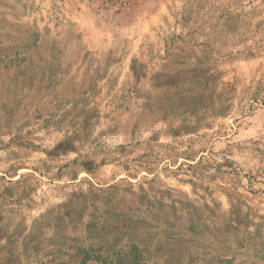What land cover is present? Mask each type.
I'll use <instances>...</instances> for the list:
<instances>
[{"label":"rangeland","instance_id":"obj_1","mask_svg":"<svg viewBox=\"0 0 264 264\" xmlns=\"http://www.w3.org/2000/svg\"><path fill=\"white\" fill-rule=\"evenodd\" d=\"M155 83L168 101L154 107L188 114L205 152L177 177L151 130L130 148ZM108 188L112 216L147 193L169 218L131 213L177 235L150 264H264V0H0V232L74 216Z\"/></svg>","mask_w":264,"mask_h":264},{"label":"crops","instance_id":"obj_2","mask_svg":"<svg viewBox=\"0 0 264 264\" xmlns=\"http://www.w3.org/2000/svg\"><path fill=\"white\" fill-rule=\"evenodd\" d=\"M191 81H194V79L191 78ZM155 87L157 88V95L154 97L148 98V95L143 94L144 91L138 97L140 98L138 99L140 107L137 109L140 112L139 114H134L136 118L131 122L130 148L135 147L134 144L136 142L131 143V140H134L137 129L145 128L148 131L151 130L152 136H155V141L153 142L156 145L154 148L157 147L162 155L159 162L161 164L168 162L171 169L170 176L177 177L179 175L177 171L179 162H185L188 169H194V162L202 160L205 152H202V156L198 157L192 154L194 143L188 140V136L194 135L195 125L191 123V119L187 116L188 114L171 112L169 104L162 112L154 107L155 103L168 101V96L163 95L167 90H163L164 88L156 83ZM137 114L140 116L138 117ZM143 115H146L147 119L143 120ZM184 139L186 140L182 141ZM149 141L144 151L138 150V152L143 153L142 155L146 157V160L148 158L152 159L148 149V147L150 148ZM151 147H153L152 144ZM179 151L184 152L180 153ZM153 174L155 181H160L164 184V179H162L164 176L163 170L160 174L158 172ZM71 177L76 178L77 175L73 174ZM141 178L146 179V177ZM86 220L91 222L99 221L98 218ZM31 221L30 226L25 228V232L21 236L17 233H10L9 236L4 237L0 232V264H4V261L9 257L15 260L14 264H82L80 263V258H82L83 251L88 248L99 249L100 243L106 247H104L102 254L106 257L110 254L108 250L113 243V235L109 237V235H100L98 232L88 233L84 231L83 227L74 226L77 225L76 223L73 225L68 222L69 226H67V219L55 220L48 218L40 220L41 222L43 221L41 224H38L40 222L34 223L33 220ZM79 224L81 225L82 223ZM176 242L177 239L174 240V243ZM97 254L99 255L98 252ZM86 264H99V261L90 260Z\"/></svg>","mask_w":264,"mask_h":264},{"label":"trees","instance_id":"obj_3","mask_svg":"<svg viewBox=\"0 0 264 264\" xmlns=\"http://www.w3.org/2000/svg\"><path fill=\"white\" fill-rule=\"evenodd\" d=\"M115 190H117V188H108L102 190L99 194L97 191H88V201L90 199L91 201H86L84 205L79 207L78 214L53 218L55 220L67 219V226H69L68 222L73 225L76 223L77 225L74 226L83 227L84 231L88 233L98 232L100 235H109V237L113 235V243L112 245L110 244L111 247H109L108 250L110 254L108 257L102 254L104 251L103 249L106 247L104 244L100 243L99 249L88 248L84 250L82 258H80V263L86 264L90 260H98L99 262H103V264H109L110 259V264H127V261H121L120 259L116 262V258L125 257L124 254H126L130 256L127 258H131L133 255V260L130 259L132 264H150L154 261V258L164 256L163 254H165L167 245L170 244V241H174L177 235L168 234L166 232L152 233L148 230L147 225L142 228H136V221L142 217L139 215L135 220V218L131 217V213H144L145 217L143 219L145 223L150 221L154 223H163L169 221V218H167L166 215L160 214V211L153 210V207L150 205L152 197H149L147 193L142 195L139 194L140 203L134 205V208L131 209L130 206H126L124 210L119 212L115 209L117 216H112L113 208L111 206V201L112 197H114L113 193ZM121 199L127 201L126 199L129 198L123 196ZM98 201H101V208H98ZM162 217H165L166 220L162 221ZM91 218H98L99 221L91 222L86 220ZM132 219L133 223L131 222ZM41 223L43 222L38 224ZM79 223L82 224L80 225ZM104 260H106V262H104Z\"/></svg>","mask_w":264,"mask_h":264},{"label":"built area","instance_id":"obj_4","mask_svg":"<svg viewBox=\"0 0 264 264\" xmlns=\"http://www.w3.org/2000/svg\"><path fill=\"white\" fill-rule=\"evenodd\" d=\"M103 139L112 144V145H117L119 143V138L117 135L111 134V135H105L103 136Z\"/></svg>","mask_w":264,"mask_h":264}]
</instances>
